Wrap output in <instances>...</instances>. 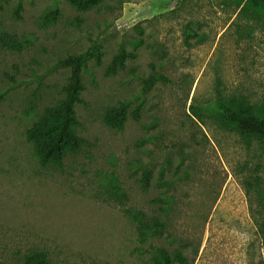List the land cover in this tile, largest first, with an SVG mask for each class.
<instances>
[{"label":"rangeland","instance_id":"374dc122","mask_svg":"<svg viewBox=\"0 0 264 264\" xmlns=\"http://www.w3.org/2000/svg\"><path fill=\"white\" fill-rule=\"evenodd\" d=\"M243 5L103 0L82 12L66 0H0V34L27 42L21 52L0 45V262L42 250L53 264H151L155 246L187 264L264 263V143L221 126L208 107L264 106V19ZM56 8L58 21L43 27ZM92 47L104 57L82 72L84 143L61 167H42L26 132L65 97L70 69L59 62ZM122 48L137 59L107 75ZM151 65L164 79L144 91ZM126 100L130 113L141 106L140 121L114 130L106 111ZM127 209L165 220V231L141 244Z\"/></svg>","mask_w":264,"mask_h":264},{"label":"trees","instance_id":"16d2710c","mask_svg":"<svg viewBox=\"0 0 264 264\" xmlns=\"http://www.w3.org/2000/svg\"><path fill=\"white\" fill-rule=\"evenodd\" d=\"M72 7L86 12L100 6L103 0H66ZM243 10L254 14L255 17L264 19V0H243ZM21 9L19 4L18 10ZM61 13L56 8L46 13L42 20L43 27L55 24ZM144 41L137 40L136 48L142 46ZM0 45L8 50L21 52L27 47L24 38L2 31L0 34ZM104 52L99 47H92L87 51L69 56L59 62L60 66L70 69L68 84L64 87L65 97L54 106L48 107L41 118L27 130V141L34 147L35 154L42 167L55 165L61 167L65 158L70 154L80 151L84 141L78 136L77 130L80 122L76 115V105L82 103V93L85 85L82 72L86 69L89 60H94L97 66L102 65ZM137 53L120 49L114 55L106 74L116 75L119 71L127 68V62L136 60ZM152 74L144 80V91L151 88L158 80H163L162 75L156 74V66L151 65ZM209 111L215 116L221 126L234 130L244 139L257 140L264 143V106L258 107L250 104L246 99L216 100L209 106ZM129 101H122L117 106L109 108L105 114V123L112 129L122 131L129 116L135 121H140L141 106L129 112ZM163 178V175L162 177ZM151 172L145 170L141 177L143 191L150 189ZM161 185L170 186L171 182L161 180ZM123 199L126 196L122 194ZM162 199L156 202H162ZM127 217L136 224L141 244H145L150 238L161 235L166 229V221L157 217L149 218L143 211L127 209ZM153 255L151 264H187L183 252L175 250L170 253L164 247H152ZM0 264H5L0 262ZM22 264H53L48 254L42 250H35L24 257ZM252 264H255L252 262ZM257 264H264L258 262Z\"/></svg>","mask_w":264,"mask_h":264}]
</instances>
